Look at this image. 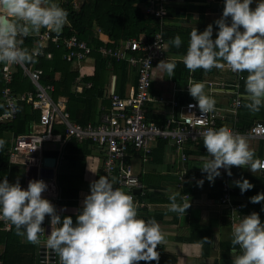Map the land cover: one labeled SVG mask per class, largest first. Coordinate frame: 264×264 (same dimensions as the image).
<instances>
[{
  "label": "clouds",
  "instance_id": "obj_1",
  "mask_svg": "<svg viewBox=\"0 0 264 264\" xmlns=\"http://www.w3.org/2000/svg\"><path fill=\"white\" fill-rule=\"evenodd\" d=\"M223 0L219 18L204 30L194 27L182 62L190 71H205L227 66L244 77L245 107L258 112L264 105V0ZM68 23L67 10L58 0H0V63L34 62L40 48L31 51L22 47V37L39 32L43 27L59 34ZM213 24L216 34L213 37ZM179 48V35L170 39ZM167 77L174 76L176 59L158 62ZM189 94L202 112L214 110L215 98L205 91L202 81L187 83ZM3 105H0L2 107ZM193 107V105H189ZM203 145L208 153L199 166L210 183L224 168L231 176V166L248 168L252 173L264 167L250 149L244 135L227 126L208 127L202 132ZM6 141L0 138V149ZM197 181L198 186L203 179ZM114 176L99 175L89 184L82 206L75 215L57 212L53 203L41 194L47 184L43 179H30L27 187L19 180L9 182L0 178V219L15 226L17 234L31 243H39V234L45 231L46 214L49 230L46 244L54 250L60 264H137L139 261H158V244L165 234L152 217L138 215V205L131 192L114 187ZM241 194L254 185L246 177L233 181ZM178 193H172L168 210L185 215L190 200L177 202ZM250 202L264 201V191L249 197ZM260 211H264V204ZM231 244L240 252L232 264H264V220L257 211L242 215L233 222Z\"/></svg>",
  "mask_w": 264,
  "mask_h": 264
},
{
  "label": "crops",
  "instance_id": "obj_2",
  "mask_svg": "<svg viewBox=\"0 0 264 264\" xmlns=\"http://www.w3.org/2000/svg\"><path fill=\"white\" fill-rule=\"evenodd\" d=\"M165 6L166 8L169 7L171 12L165 13L163 25L170 29L173 36L177 33L181 37L182 43H188L190 31L194 27L197 31L204 30L209 23L220 17L224 5L223 0H167ZM254 6L255 0L250 7ZM216 27L213 24V37L216 34ZM97 36L102 41L107 40V36L103 33H99ZM170 44L169 39L166 41V55L163 59L175 58L182 61L184 54L171 52ZM157 64L151 73L150 92L152 100L146 104L145 110L155 114V118L159 122L164 123L171 112L169 101L178 100L180 94L188 95L185 91L188 88L187 83L197 81L205 83L206 93L215 98V105L220 108L229 107L233 91L240 95L241 103L236 110L237 120L233 122L230 113L224 112L226 124L245 128L254 121L264 122V105L258 112H251L244 106L246 102L245 93L240 92L241 81L245 77L242 76L244 73H240L242 78L238 80L235 74L228 71L225 66L219 69L212 68L210 73L202 74L199 80L194 79L191 75L192 71H190L189 76L179 81H172L170 77L164 76V71ZM71 68L90 82L89 86H84L74 80L71 89L75 93V97L80 93H85L86 90H88L85 93L87 95L94 94L98 90L102 91L101 96L96 95L97 108L98 105L100 107L106 105V99L111 90L120 96H124L128 93L129 88L135 84V70L130 65L126 80L120 84L121 75L104 68L100 65L99 59L92 54L79 63L71 62ZM94 76L97 79L95 85L91 86L89 77L93 78ZM58 77L59 72H56L53 78L57 80ZM39 81L41 83L40 79ZM209 82L213 84L208 85ZM214 82H224L226 85L223 89H219L214 85ZM41 84L50 85L53 90L52 83ZM78 85L80 89L76 88ZM55 102L65 107L67 99L59 95ZM156 120L152 121L156 123ZM37 121L38 119L31 120L26 132ZM53 131L64 136L61 125H55ZM245 137L258 160L264 154V141L259 138ZM71 143H76V145ZM46 146L45 157L54 158V165L48 167L52 170V176L46 177L45 180L47 184L46 195L52 200L57 212L62 215H71L75 222V215L82 206L85 195L89 193L90 182L98 179L99 175H104L102 171L103 150L88 139L76 140L73 137L66 138L61 147V152L58 150L57 141ZM182 151L186 154L184 161L179 158L180 150L173 147L170 141L159 139L151 143V152L147 158L143 159L136 154L128 158L130 169L137 174L141 182L143 179L144 183H142L147 187L146 194L142 198L140 196V199L137 197L138 215L145 219L154 218L165 234L164 242L157 245L158 261H139L137 264H232L233 256L240 252L238 245L233 246L231 244L233 222L251 211H257L261 219L264 220V211H260L264 201L252 203L249 200L250 196L264 191V170L258 169L252 173L246 167L231 166L232 175L229 176L225 169L221 168L220 175L215 177L214 182L210 183L204 178L206 174L199 167L208 157L202 139L196 143L186 142ZM13 165L25 167V176L22 181H19L24 186L27 168L31 166L27 167L20 162L12 163L6 177L10 183L12 182L10 172ZM241 177H246L254 185L243 194H241L239 187L233 183L234 180ZM201 178H204L203 184L198 186L197 181ZM223 183L228 184L234 199L242 206L233 218L230 216V212L219 203ZM172 193H178L177 202H180L181 198L185 201L190 200V206L186 209L185 215L168 210L170 204L168 197ZM48 219L50 218L48 217ZM10 224L9 222V228ZM2 228L5 229L3 224ZM18 239L20 243L11 249L8 264H36L34 246L25 243L20 235ZM0 252H3V245L0 246Z\"/></svg>",
  "mask_w": 264,
  "mask_h": 264
},
{
  "label": "built area",
  "instance_id": "obj_3",
  "mask_svg": "<svg viewBox=\"0 0 264 264\" xmlns=\"http://www.w3.org/2000/svg\"><path fill=\"white\" fill-rule=\"evenodd\" d=\"M166 2L167 0H145L146 14H152L160 20V24L161 22L163 24L162 20L166 13L164 3ZM35 35L38 36V47L40 48V52L36 56H43L47 43L52 42L57 47L64 48L63 58L67 62L79 63L96 51L103 57L126 61L135 68L137 76L136 84L129 88L126 95L120 96L117 92L110 91L108 94L109 105L100 107L96 123H77L70 119L64 106H60L52 99L50 94L52 87L40 83L41 69L33 67L31 64L26 66L24 63H0L1 76L5 81L1 90V98L6 109L0 114V121H11L15 117L18 101H24L38 112V121L31 126L28 132L12 137L7 152L11 164L20 162L27 167L34 166L36 168L35 179L46 180V177L39 175V170L43 167L46 145L57 141L58 150L61 152V147L67 137H73L76 140L88 139L100 146L103 150V174L116 177L117 183L114 187L124 188L133 196L135 190H139L141 193L142 185L137 174L130 169L128 158L133 154L139 155L143 159L147 158L151 152V143L155 140L164 139L174 142L177 145L176 148L180 150L179 158L182 161L186 159V154L182 151L183 144L203 139L201 134L208 127L227 126L236 133L264 141L263 121H254L245 128L226 124L224 112L230 113L233 122L237 120L236 110L241 100L236 91L232 92L233 96L230 98L228 108H220L215 105L214 110L202 112L195 106L196 101L186 88V93L192 99L182 103L174 99L170 100L171 112L163 124L159 125L145 120V106L152 100L149 93L152 69L159 60L165 57L166 52V42L161 31L156 32L150 38L140 34L113 47L105 44L91 47L86 41L78 39L75 34L62 36L46 28L42 32H36ZM46 56L49 58L51 55L47 53ZM17 66L21 67L22 74L29 79L34 88L33 91H25L19 95L13 93L9 85L10 75ZM226 68L234 73L238 80L242 78L240 73L233 72L227 66ZM212 84L208 83V85ZM89 85L90 82L85 83V86ZM214 85L223 89L226 83L214 82ZM76 88L80 89V86L78 85ZM190 104L193 107H189ZM55 125L62 126L64 136L53 131ZM258 161L264 165V154ZM259 170H264V167ZM41 195L49 199L46 190ZM50 201L52 202V200ZM219 203L230 212L232 218L240 209V204L232 201L231 189L227 183H223L221 187ZM0 220L3 222V227L8 229L9 222ZM43 226L45 231L39 234V243H31L24 237L23 241L34 246L36 264H60L58 254L46 244L49 230L47 214Z\"/></svg>",
  "mask_w": 264,
  "mask_h": 264
},
{
  "label": "trees",
  "instance_id": "obj_4",
  "mask_svg": "<svg viewBox=\"0 0 264 264\" xmlns=\"http://www.w3.org/2000/svg\"><path fill=\"white\" fill-rule=\"evenodd\" d=\"M58 2L61 7L67 10L68 13V23L62 28L59 35L69 36L71 34H75L78 39L86 41L91 47H97L100 44L113 47L128 38L139 36L140 33L150 38L156 32L161 31L165 42L173 37L170 29L166 28L162 22L160 24V20L158 18L152 14H146L144 9L145 0H58ZM164 9L166 12H171L169 7L166 8L165 3ZM43 30H45V28L42 27L39 31L42 32ZM99 33L105 34L107 36V40H100L97 36ZM22 39V47H27L29 51L38 47L39 39L37 35L30 33L28 36L22 37ZM187 45L188 43H181L180 47L176 48L170 44L169 49L173 53L185 54ZM47 53H50L51 55L49 58L46 56ZM63 53L64 48L57 47L54 43L48 42L47 46L44 48L43 56H35L34 62H25L24 64L26 66L31 64L33 67L41 69V75L39 79L41 80V83L50 82L53 84V90L50 92V94L54 101L57 100L59 95L66 97L67 103L65 105V109L71 119L77 123H96L100 113V106L98 105L97 108L96 95L101 96L102 91L98 90L97 92H94V94L87 95L85 93H87L88 90H86L85 93H80L75 97V93L71 89L72 82L75 80V82L77 81L78 84L82 83L85 86V83L89 81H86L84 76L78 75L76 70H72L71 62H67L63 58ZM92 56H95L97 59H99L100 65H102L104 68L113 71L115 74L119 73L121 75H119V83H124L128 74L129 66L126 61L124 62L109 59V57H103L96 51L92 53ZM132 68L135 70L134 67ZM56 72H59V77L57 80L53 78ZM189 72L190 70L185 68L182 61L176 60L174 76L170 77V79L172 81H179L180 79L189 76ZM210 72L211 69L205 71L198 68L195 71H192L191 75L194 77V79L199 80L201 79L200 77L202 74H208ZM164 76L167 77L165 72ZM242 76H246V73H244ZM10 77L11 81L9 85L15 95H19L25 91L34 90L29 79L22 74V69L20 66L14 68V71L11 73ZM89 79L92 83L91 86H94L97 77H89ZM136 80L137 76L135 78V84ZM4 85L5 81H3L0 72V105H3L1 90ZM150 89L151 83L149 88V93L151 95ZM240 92L245 93L244 78L241 81ZM190 99H192L190 95L180 94L178 100L176 101L182 103ZM108 105L109 102L107 97L106 105L104 106L108 107ZM5 110L6 109L4 106L0 107V114H2ZM155 117V114L145 110L146 121L153 122L152 120H156ZM36 119H38V112L33 110L31 106L26 104L24 101H18L15 117L11 121H0V138H3L6 141L4 147L0 149V178L7 177L11 167V163H9L7 154L11 138L18 134L25 133L28 129L29 122ZM156 121V124H163L159 122V120ZM200 140L201 139L191 142L196 143ZM171 143L173 147H177L174 142ZM185 143L183 144V147L185 146ZM71 144L76 145V143ZM139 182L142 185V188L141 193L140 191L134 193L133 198L135 202L140 196L142 198V196L146 194L145 190L147 187L144 186L143 179V183L141 180H139ZM231 198L233 202L238 203L234 199L232 192ZM241 207L242 206L240 204V209L238 211L241 210ZM2 224L3 222L0 221V246L3 245V252H0V261L2 264H8L9 256L11 257V249L15 245H18L20 241L18 239L19 235L17 234V230L14 225L10 224V228L5 230L2 228Z\"/></svg>",
  "mask_w": 264,
  "mask_h": 264
},
{
  "label": "water",
  "instance_id": "obj_5",
  "mask_svg": "<svg viewBox=\"0 0 264 264\" xmlns=\"http://www.w3.org/2000/svg\"><path fill=\"white\" fill-rule=\"evenodd\" d=\"M54 165V158L53 157H45L43 160V167L39 170V175L43 177H51L52 176V170L48 167H51ZM27 175H26V182L24 186L21 185V187L26 188L28 181L30 179L36 178V168L34 166L27 168ZM135 192H139V190H135Z\"/></svg>",
  "mask_w": 264,
  "mask_h": 264
},
{
  "label": "rangeland",
  "instance_id": "obj_6",
  "mask_svg": "<svg viewBox=\"0 0 264 264\" xmlns=\"http://www.w3.org/2000/svg\"><path fill=\"white\" fill-rule=\"evenodd\" d=\"M24 176H25V167L19 165H13V168L10 172V177L12 182H15L17 179L19 181H22Z\"/></svg>",
  "mask_w": 264,
  "mask_h": 264
}]
</instances>
